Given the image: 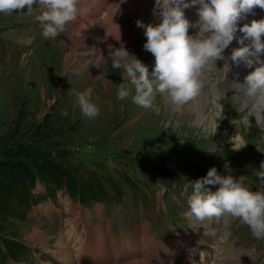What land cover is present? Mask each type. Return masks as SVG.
Returning a JSON list of instances; mask_svg holds the SVG:
<instances>
[{"label": "rangeland", "instance_id": "1", "mask_svg": "<svg viewBox=\"0 0 264 264\" xmlns=\"http://www.w3.org/2000/svg\"><path fill=\"white\" fill-rule=\"evenodd\" d=\"M41 11L34 4L31 13L25 8L10 15L0 14V157L5 151L16 152L20 147L32 155L37 154L39 146L51 143L55 148L50 150L54 154L60 152L54 159L77 170V176L84 175L81 173L84 168H95L99 164L110 168L106 173L120 180L123 173L128 172L135 183L128 192L123 181L119 188L112 185L109 195L114 198L110 207H103L100 202L81 203L63 188L52 194L44 181L36 179L34 188L26 189L25 204L0 215V264L56 262L51 250L60 240H67L66 250L70 253L85 243L84 253L91 255L89 248L93 242L89 237L90 234L93 237L94 227L99 222L107 226V250L114 240L131 243L132 237L141 231L159 240L160 249L153 248L161 250L164 258H167V250L176 251L171 247L178 243L181 249L194 248L196 244L191 234H195L200 225L210 226L214 219L200 223L186 215L192 182L205 177L212 167L220 175L237 172L241 167L244 172L260 168L264 162V133L257 129L255 121H247V124L224 110L221 102L225 98L224 88L219 86L220 81L217 83L224 75L213 78L217 83L216 99H206V114H216L215 130L209 129L205 122L195 127L193 117L188 119L186 129L181 128L177 108L164 102V95L159 93L147 109L134 104L131 98L118 100L119 84L128 83L122 81L119 70H111L110 60L102 61L97 70L88 58L85 60L82 50L92 49L86 39L79 40L82 50L77 51L68 64L66 42L72 40L74 34L67 36V31L54 40L44 39L36 19ZM191 21L192 24L194 19ZM145 54L148 55L147 66L155 64L154 56L144 49L136 57L142 61ZM229 76L231 80L233 76ZM227 89L232 90L229 83ZM204 92H207L206 86ZM77 93L84 94L99 107L95 119L83 116L76 101ZM186 104L191 106L189 102ZM65 110L67 116L62 115ZM236 122L244 124L242 135L247 140L238 151H234L229 142L238 134L233 130ZM48 124L55 125L63 136L50 133L37 136ZM233 161L237 167L232 169L228 163ZM126 163L145 164L147 172L140 173L137 166L125 170ZM206 187L215 191L219 186ZM73 217L76 227L71 223ZM223 221L217 228L210 226L217 234L210 241V252L202 257L200 251L193 254L198 264L218 261L225 264V260L220 261L216 256L219 249L228 255L231 264H264V247L258 251L252 248L251 254L242 250L239 241L244 237V224L228 215ZM34 229L42 232L45 244L30 240ZM222 230L224 238L217 242ZM190 242L193 243L190 245ZM92 250L97 257L96 248ZM98 253L102 255V259H98L104 260L105 253Z\"/></svg>", "mask_w": 264, "mask_h": 264}, {"label": "clouds", "instance_id": "2", "mask_svg": "<svg viewBox=\"0 0 264 264\" xmlns=\"http://www.w3.org/2000/svg\"><path fill=\"white\" fill-rule=\"evenodd\" d=\"M34 4L42 9L36 19L42 37L47 40H54L63 33L65 26L74 21L79 12V0H0V14L10 15L25 8L31 13ZM257 6L264 9V0H155L153 15H158L161 22L153 26L136 21V26L144 29V50L155 58L151 72L123 44L114 49L112 45L108 46L107 61H111V70H119L122 81L128 82L119 84L117 99L131 98L134 104L147 109L159 93L170 97L173 104L182 105L200 94L205 70L216 67L217 61H224V67L230 71V61L236 66L243 63L247 68L258 65L242 83H236L245 95L264 102V61L260 58L264 54L261 39L264 19L237 28L241 13ZM193 7L199 17L196 24H191L184 13L185 9ZM190 27L198 29L195 34H189ZM237 31L242 33L237 40L241 46L225 56ZM76 101L84 117L95 119L99 115V107L84 94L77 93ZM62 115L67 116L68 112L65 110ZM239 140L238 135L229 140L234 151L246 145H238ZM257 179L261 190L251 191L233 176L220 175L215 167L210 168L205 177L192 182L186 215L200 223L228 215L247 225L255 239H264V162L260 164ZM213 185L219 186L217 190L206 187Z\"/></svg>", "mask_w": 264, "mask_h": 264}, {"label": "bare ground", "instance_id": "3", "mask_svg": "<svg viewBox=\"0 0 264 264\" xmlns=\"http://www.w3.org/2000/svg\"><path fill=\"white\" fill-rule=\"evenodd\" d=\"M154 5V0H124V2L123 0H79V12L77 18L74 21L69 22L65 26L64 31H68L67 36L74 34V38L69 42H66L67 52L65 56L67 61H69L68 64H70L71 58L77 53V51L79 52V50H82L81 48L83 44H81L79 40L85 39L87 44L91 42L92 49H89L87 52L86 50H82V54H86L83 57H85V60L88 58L89 60H87L89 63L91 61V65L96 64L99 66L102 61H107L109 45H112L114 49L120 47L121 44H123L130 54L135 56L139 55L142 49H144L143 45L146 43V37L143 34L144 32L142 33V28H138L136 26V21L141 20L145 25L152 24L155 26L156 24H159L161 22V18L158 15H153ZM119 7L120 10L118 11ZM184 13L185 17L190 23L192 22L191 19H194L192 24H196L198 22L199 17L195 7L191 9H185ZM261 19H264V9H261L257 6L248 12L241 13L237 21V28L242 27L244 24H250L253 20ZM94 21H96V23ZM102 22L105 23V26H102ZM94 29L95 31H93ZM197 30V28L190 27L189 34H195ZM235 36L236 39H234L229 45V48L225 50V56H229L233 48H238L241 46L237 43V40L240 36H242V33L237 31ZM261 39L262 42H264V36H262ZM245 43L247 44L249 41H245ZM92 54L96 55L92 56ZM146 56L148 55L145 54L143 59H141L142 62L147 66ZM260 58L261 61H264V54H261ZM229 64L231 66L230 71L228 67H224V61H217L216 67L210 66L209 69L205 70L202 79L204 81V86L207 88V92H204L203 87L199 95L188 101L191 105L190 107L188 104H186L187 102L182 105H175L171 102L170 97L164 94L163 101L167 102L168 104H172L177 108L178 121L181 128H187V121L190 117L194 118L195 127L199 122H205L211 130L215 127L213 124L216 119V114H206V99L208 97H212L214 100L216 99V94L218 91H216L217 87H215V84L217 85V83L220 81L219 86L224 88L223 93L225 96L221 102L223 103L224 110L230 113L229 116L236 118L239 116L238 118L243 119V121L247 124L249 123L247 121H255L257 129L264 133V127H260L261 125L264 126V102L259 101L257 98H250L245 95L243 89H241L236 83H242L244 77L249 72L253 71L258 65H254L253 68H247L243 63H241L239 66H236L229 61ZM92 66L95 67L94 65ZM147 67L149 72H151L154 64L150 63V65ZM97 69L98 68L96 67V70ZM93 74L95 76L96 71ZM230 74L233 76L231 80L229 76ZM221 75H224V79L222 78L218 80L217 83H214L213 78L219 77ZM228 83L230 84V87H232V90L227 89ZM248 112H250V114ZM243 125L244 124H241L240 122H236V126H234L236 130L233 128L234 132H237V135L240 137V140L236 142L238 145L246 144L245 142L247 141L244 140L242 135ZM241 161L242 160H240V162ZM235 163L236 162L234 161L232 164L228 163L229 168L233 169L237 167ZM241 169L243 168L241 167L237 172L231 171L229 175L233 176L234 178L242 177V179L239 180L240 183L251 191L261 190L260 181L257 179V172L259 168L250 172H244ZM225 216L218 220L214 218V222H212L210 226H213V228H217L218 225L221 226V224L224 223L223 219ZM71 223L74 227H76L77 222L74 220V217ZM210 226L207 224L200 225V229L197 230L195 234H191V239L194 242L192 243L196 244L194 248L188 247V249H186L184 248L186 246H184V250L181 249V246L178 243L171 247L176 251L167 250L165 252L167 258H164V256L161 254V250H156L157 248L160 249L162 244L159 242V240H156V238L153 239L152 236L149 237L144 231L135 234L136 236L132 237L131 243L129 241H112L110 245L111 249L108 248L107 250V226L106 224L99 222L94 227L93 237L92 234H90L91 236L89 238L93 242L91 245L94 249L96 248V250L100 253H105L103 256L104 260L98 259H102V255H100L98 252L96 254L97 257H95V250L93 251L92 247L89 249L93 254L85 255V243L79 244L76 248L77 251L70 253L66 250V246L68 244L67 240H60L56 248L51 250L53 254L52 259L56 262L51 260L50 264H198V261L195 260L193 254L197 255V253L200 251L201 255L198 254V257L199 255L201 257L204 256V254L208 253L210 249L209 245L210 241H212L211 239L213 236H217V234L214 233L215 229L211 230ZM243 228L245 229L244 237L241 238L239 242L242 250L245 251L246 254H251L252 248L255 249V251H258L260 248L264 247V239H255L247 225H243ZM223 232L224 231L222 230L220 234L218 233L219 236L217 238V242H220V238H224ZM43 237L44 236L42 235V232H40L38 229H34L33 233L29 235V238L32 242H37L41 245L45 244V239ZM192 243L190 242V245ZM153 247L157 248L155 249ZM216 247L218 248L217 244ZM177 250L182 251L177 252ZM217 252L216 256L221 259L220 261L225 260V264H231V260L228 259V255L226 253L220 249ZM40 260L41 259H39V261ZM39 264H44L43 260H41ZM215 264L222 263H219L218 261V263Z\"/></svg>", "mask_w": 264, "mask_h": 264}, {"label": "trees", "instance_id": "4", "mask_svg": "<svg viewBox=\"0 0 264 264\" xmlns=\"http://www.w3.org/2000/svg\"><path fill=\"white\" fill-rule=\"evenodd\" d=\"M44 129H40L37 136L41 137L45 134H55L63 136V132L55 125L48 124ZM39 146V145H38ZM37 146V147H38ZM50 148H55L54 144L49 146L38 147L37 154H31L25 148L14 152L7 150L3 157H0V215L7 214L12 211L14 206L20 207L25 204L24 194L29 186L34 188L36 179L44 181L47 191L54 193L56 189L63 188L71 197L77 198L81 203L100 202L103 207H110L113 196L109 195L112 185L119 188V184L123 181L127 187V192L134 186L135 181H131L128 172L123 173V180L113 177L106 170H110L106 166L96 163L95 168H84L81 176L76 175L77 170H72L63 164L62 161L54 159L56 155ZM25 149V150H24ZM48 149V150H47ZM22 157H26L25 161ZM139 168L140 173L145 174L147 167L140 164L127 163L123 166L125 170ZM119 173V174H122ZM132 195V191L130 193ZM13 203V206L10 205Z\"/></svg>", "mask_w": 264, "mask_h": 264}]
</instances>
